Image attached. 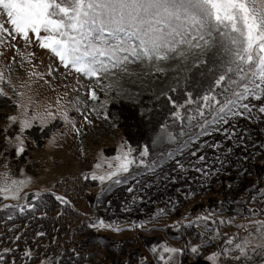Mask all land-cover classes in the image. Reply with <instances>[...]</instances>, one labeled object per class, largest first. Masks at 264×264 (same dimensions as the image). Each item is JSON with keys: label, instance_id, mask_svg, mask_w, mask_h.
Returning <instances> with one entry per match:
<instances>
[{"label": "rangeland", "instance_id": "obj_1", "mask_svg": "<svg viewBox=\"0 0 264 264\" xmlns=\"http://www.w3.org/2000/svg\"><path fill=\"white\" fill-rule=\"evenodd\" d=\"M0 22L11 28L6 17H0ZM30 37L29 42L15 33L0 31V188L9 189L0 191V264H53L58 259L56 255H61L57 248L48 247L43 232L23 234L26 222L16 220V215L34 207L35 196L45 192L63 198L58 199L62 202L70 201L56 187L59 181L106 175L115 170L114 157L128 147L138 152L143 150L142 142L148 141L150 147L158 148L187 136L194 122L203 123L196 111L197 104L185 103L188 94L194 100L204 95L214 82L213 73L218 71L211 61L200 63L207 57L199 49L181 45L175 53H169L168 60L134 62L130 57L128 62L101 73L97 80L65 67L50 50L39 46L34 34ZM90 89L95 90L97 100L89 98ZM13 116L17 118L15 122L9 119ZM25 119L32 126L21 131V121ZM21 141L24 152L18 153ZM10 149L16 158L24 156L25 161L12 164ZM95 181L97 184L87 187L91 194L99 192L110 180ZM261 185L263 190L264 182ZM231 186L230 181L220 179L211 186H199L202 191L188 196L167 216L158 214L139 223L104 222L111 227L90 226L105 233L121 249V253L108 254L105 247L93 246V264H114L120 257L127 263L135 256L143 264H165L159 259L161 255L171 256L178 263L181 256L188 264L199 257L208 259L214 253L220 255L210 260L212 264H229V260L232 263L240 255L236 244L251 259L241 257L240 261L234 259L233 264H264V248L260 247L264 245V229L257 231L260 226L254 223L264 221V207L254 202L264 200V195L253 199ZM75 206L86 221H91L90 225L101 221L94 217L95 209L85 199ZM244 208L249 209L247 214L241 212ZM14 225L18 227L16 231L4 230ZM34 234L38 239L32 237ZM34 239L40 245L38 258L34 257L35 248L26 244ZM163 247L182 251L164 253ZM192 247H197V253L190 251ZM152 248H156L155 253ZM26 252L30 255L26 256Z\"/></svg>", "mask_w": 264, "mask_h": 264}, {"label": "snow or ice", "instance_id": "obj_2", "mask_svg": "<svg viewBox=\"0 0 264 264\" xmlns=\"http://www.w3.org/2000/svg\"><path fill=\"white\" fill-rule=\"evenodd\" d=\"M0 17H6V23L11 26L9 29L0 22V31L9 35L15 33L29 42L30 34H34L39 46L50 50L65 67L70 66L97 80L101 73L128 62L130 57L134 62L161 61L168 60L169 53H175L181 45L199 49L201 55L207 57L200 63L211 61L218 69L213 73V84L204 95L194 100L189 93V99L185 101L186 104H197L196 111L203 119L198 126L205 129L199 135L207 134L205 126L209 124H229L230 119L236 117L258 119L253 115L254 108L264 114V0H0ZM89 98L98 99L95 90L90 89ZM252 100L260 103L253 104ZM207 116L212 118L209 120ZM9 119L15 122L17 118ZM31 126L29 120L21 121V131ZM224 131L228 132V129ZM16 139L20 140V137ZM20 143L17 152L23 153V141ZM133 151L131 147L122 151L114 157L117 161L114 171L103 176L93 175L92 179L104 182L129 173L137 159L132 156ZM139 155L147 156V147ZM199 160L203 161L204 156ZM143 163L140 160V164ZM177 164L183 169L178 161ZM12 183L16 184V181ZM114 183L120 184L121 180ZM0 191L9 189L0 188ZM254 223L260 226L257 231L264 229V221ZM90 226L111 227L103 220ZM261 235L264 236V232ZM235 247L240 250L235 260L251 259L240 244ZM260 247L264 248V245ZM152 251L155 253L156 248ZM181 251L163 247L164 253ZM190 251L197 253L198 249L192 247ZM219 255L214 253L208 259L214 261ZM159 259L165 264L172 261L171 256L161 255ZM172 264L178 262L172 261Z\"/></svg>", "mask_w": 264, "mask_h": 264}, {"label": "trees", "instance_id": "obj_3", "mask_svg": "<svg viewBox=\"0 0 264 264\" xmlns=\"http://www.w3.org/2000/svg\"><path fill=\"white\" fill-rule=\"evenodd\" d=\"M252 103L260 102L252 100ZM253 115L259 118L250 120L236 117L230 119L229 124L206 125L205 135H199L205 129L197 128L198 121L194 122L188 128L187 136L158 148L150 147L148 141L142 142L148 149V155L141 157V150L133 152V156L139 157L130 172L119 178L120 184L112 181L98 195L87 191V187L93 185L91 180L80 177L62 179L56 187L64 191L70 201H59L49 192L40 194L35 199L34 207L22 210L23 215H16V220L26 222L21 232L45 233L48 247H56L61 254L56 255L58 259L53 264L57 260H60L57 264H93L90 250L93 246L105 247L108 254L111 251L121 253V249L116 243L114 245L115 241L91 229L90 223L84 220V215L75 206L81 199L88 201L104 220L129 222L152 216L160 208L175 212L188 196L202 191L199 186H211L217 179L230 181L231 187H237L236 192L243 196L260 198L264 195L261 185L264 182V114L254 108ZM224 129H228V132ZM14 132L15 129L11 134ZM9 151L12 164L25 161L24 156L16 158L13 149ZM193 152L196 155H192ZM200 156H204L203 161L199 160ZM140 160L144 163L140 164ZM177 161L183 165V169ZM254 202L259 204L260 200ZM246 211L244 208L241 212ZM17 229L15 225L4 227L5 231ZM32 237L38 239L35 234ZM26 244L32 245L33 250L35 248L37 256L34 257L38 258L39 241L28 240ZM117 259L114 264H143L138 257H130L127 263L121 257ZM184 261L180 257L178 264H186Z\"/></svg>", "mask_w": 264, "mask_h": 264}, {"label": "water", "instance_id": "obj_4", "mask_svg": "<svg viewBox=\"0 0 264 264\" xmlns=\"http://www.w3.org/2000/svg\"><path fill=\"white\" fill-rule=\"evenodd\" d=\"M189 264H210V263L207 260L198 259L196 261L190 262Z\"/></svg>", "mask_w": 264, "mask_h": 264}]
</instances>
